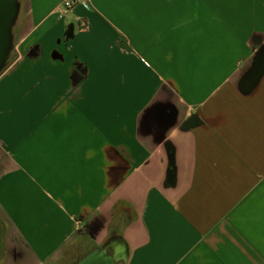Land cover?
<instances>
[{
  "label": "crops",
  "instance_id": "crops-1",
  "mask_svg": "<svg viewBox=\"0 0 264 264\" xmlns=\"http://www.w3.org/2000/svg\"><path fill=\"white\" fill-rule=\"evenodd\" d=\"M62 1L20 0L0 72V212L28 262L113 206L138 216L130 264H264V0Z\"/></svg>",
  "mask_w": 264,
  "mask_h": 264
},
{
  "label": "flooded vegetation",
  "instance_id": "flooded-vegetation-1",
  "mask_svg": "<svg viewBox=\"0 0 264 264\" xmlns=\"http://www.w3.org/2000/svg\"><path fill=\"white\" fill-rule=\"evenodd\" d=\"M10 54L6 58V61L4 62L2 68L0 69V72L3 69L4 65L6 64V62H8L7 60L10 58ZM259 56L261 55L257 56L260 59ZM243 67L247 69L246 66ZM242 76L243 77L240 79L239 83L242 85L245 84L247 87V80L250 79L249 80L250 82L252 78L249 75L246 78L247 75H245V73H243ZM255 76L256 75L253 76V79L255 78ZM120 211L121 210L119 209L117 210L113 206L107 207L105 209L101 208L95 210L93 212L94 214L82 220L83 223H80L78 225L76 224L74 228L71 230V232L64 238H61V240L54 247V249L38 263H29L28 253L21 248L19 250V248L15 244L10 243L7 240L8 229H9L8 226L10 222L8 216L0 212V264H67L69 262L71 263L73 261H76L80 253H84L86 251L89 252L93 251L92 244L98 243L99 240H102L103 236L106 234V232L109 229L110 222L113 219L117 218V214ZM123 211L125 213L124 227L126 228V235L131 243V247H132L131 255H133L134 242L133 239L131 238V234L134 233V229L136 230L138 228V223H137L138 216L136 210L133 208H127L124 209ZM73 235H77V237L70 238ZM15 250L22 251V255L15 254ZM102 253L105 255V257H102L103 259L102 261L105 262L106 254L108 255L109 252L107 249H102ZM113 255L115 257H113V260L111 259L112 260L111 262L117 261L121 257L118 255L117 250H116V254ZM90 258L92 257H88V259Z\"/></svg>",
  "mask_w": 264,
  "mask_h": 264
},
{
  "label": "water",
  "instance_id": "water-1",
  "mask_svg": "<svg viewBox=\"0 0 264 264\" xmlns=\"http://www.w3.org/2000/svg\"><path fill=\"white\" fill-rule=\"evenodd\" d=\"M20 10V0H0V69L2 68L6 58L11 53L14 45V26L18 22ZM73 34V24L67 25L65 37L68 38ZM166 112L168 120L166 124H173L176 120L177 108L173 103H167ZM164 146L167 156V172L164 180V187H174L176 185V163H175V145L168 139H164ZM102 207V206H101ZM124 211L117 214V218L110 222L109 229L98 243L92 244V252L86 251L80 253L76 261L67 264H129L132 247L129 238L126 235L124 227L125 218ZM119 218V219H118ZM73 235L70 238H75ZM102 249H107L106 261L103 262ZM121 256L119 260L113 261V254ZM111 253V254H110ZM88 257H92L88 259ZM112 259V260H111Z\"/></svg>",
  "mask_w": 264,
  "mask_h": 264
},
{
  "label": "rangeland",
  "instance_id": "rangeland-1",
  "mask_svg": "<svg viewBox=\"0 0 264 264\" xmlns=\"http://www.w3.org/2000/svg\"><path fill=\"white\" fill-rule=\"evenodd\" d=\"M14 32H15V28H14ZM14 46H15V39H14V45H13V50H12V54H13V56H14V54H15V49H14ZM3 159V157H2V155H1V153H0V160H2ZM35 179V178H34ZM33 181V180H32ZM35 181H37L36 179L33 181V182H35ZM9 219V218H8ZM10 222V221H9ZM11 225L9 224V226H8V232L11 230ZM10 238V235H8L7 236V240L10 242V243H13V244H15L16 246H18L19 244L17 243V242H15V241H13L11 238ZM26 252H27V250H26Z\"/></svg>",
  "mask_w": 264,
  "mask_h": 264
},
{
  "label": "built area",
  "instance_id": "built-area-1",
  "mask_svg": "<svg viewBox=\"0 0 264 264\" xmlns=\"http://www.w3.org/2000/svg\"><path fill=\"white\" fill-rule=\"evenodd\" d=\"M77 1H79V0H63L62 1V4H63V7L69 8V7H71ZM28 175H30V174H28Z\"/></svg>",
  "mask_w": 264,
  "mask_h": 264
},
{
  "label": "trees",
  "instance_id": "trees-1",
  "mask_svg": "<svg viewBox=\"0 0 264 264\" xmlns=\"http://www.w3.org/2000/svg\"><path fill=\"white\" fill-rule=\"evenodd\" d=\"M3 168V162L0 160V171L2 170Z\"/></svg>",
  "mask_w": 264,
  "mask_h": 264
}]
</instances>
